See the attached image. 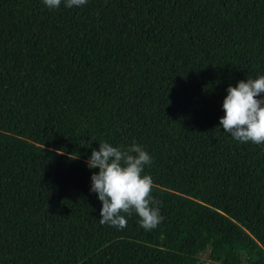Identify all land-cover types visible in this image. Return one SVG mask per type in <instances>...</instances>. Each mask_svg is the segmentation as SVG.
<instances>
[{
	"label": "trees",
	"instance_id": "16d2710c",
	"mask_svg": "<svg viewBox=\"0 0 264 264\" xmlns=\"http://www.w3.org/2000/svg\"><path fill=\"white\" fill-rule=\"evenodd\" d=\"M260 76L264 0H0V264H264V143L219 126ZM99 142L150 155L155 228L99 223Z\"/></svg>",
	"mask_w": 264,
	"mask_h": 264
},
{
	"label": "clouds",
	"instance_id": "9594fccd",
	"mask_svg": "<svg viewBox=\"0 0 264 264\" xmlns=\"http://www.w3.org/2000/svg\"><path fill=\"white\" fill-rule=\"evenodd\" d=\"M62 0H43L48 9H57ZM66 8L80 7L87 0H63ZM222 102L224 116L219 126L241 143H264V76L237 82L227 88ZM95 141V140H93ZM151 163L150 155L138 144L127 148L113 147L99 142L86 164L89 169H99L91 175L90 191L101 202L99 223L123 229L127 215L135 213L145 230L155 228L163 217L153 207L152 178L142 175L145 165Z\"/></svg>",
	"mask_w": 264,
	"mask_h": 264
},
{
	"label": "rangeland",
	"instance_id": "374dc122",
	"mask_svg": "<svg viewBox=\"0 0 264 264\" xmlns=\"http://www.w3.org/2000/svg\"><path fill=\"white\" fill-rule=\"evenodd\" d=\"M197 257L203 260L204 264H207L211 259L208 257V248L202 249L197 252Z\"/></svg>",
	"mask_w": 264,
	"mask_h": 264
}]
</instances>
